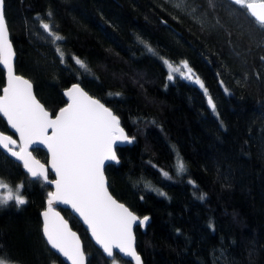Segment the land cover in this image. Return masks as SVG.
I'll list each match as a JSON object with an SVG mask.
<instances>
[{
  "label": "trees",
  "instance_id": "16d2710c",
  "mask_svg": "<svg viewBox=\"0 0 264 264\" xmlns=\"http://www.w3.org/2000/svg\"><path fill=\"white\" fill-rule=\"evenodd\" d=\"M3 2L15 71L45 108L54 115L77 82L132 137L104 171L112 195L149 217L134 229L143 264H264V30L247 10L232 0ZM164 60L187 62L207 94L181 76L169 80ZM0 130L15 137L1 117ZM32 152L46 162L44 150ZM51 180L50 172L30 177L0 150V181L13 191L22 185L26 200L0 206V255L12 264H67L41 231ZM58 209L87 264H131L104 256L78 219Z\"/></svg>",
  "mask_w": 264,
  "mask_h": 264
},
{
  "label": "snow or ice",
  "instance_id": "6c2138e0",
  "mask_svg": "<svg viewBox=\"0 0 264 264\" xmlns=\"http://www.w3.org/2000/svg\"><path fill=\"white\" fill-rule=\"evenodd\" d=\"M232 2L246 9L254 24L264 30V0ZM42 27L55 41L63 39L52 32L49 24L45 23ZM57 51L60 52V49L57 48ZM60 54L63 56V53ZM13 55L3 12V0H0V64L7 68L8 76V86L3 89V95L0 96V113L19 133L24 145L20 151H14L10 145H16L17 141L0 133V147L22 160L32 177L43 176L45 179L47 175L44 166L32 159L31 153L27 151V145L37 142L45 144L51 152L52 168L58 179L55 181L56 191L49 193L48 209L43 213V233L48 244L70 260L71 264H84V253L79 238L52 207L53 201L56 200L70 204L79 213L91 229L97 243L109 256L113 255L114 248H118L120 252L133 257L136 264H141V258L133 246L132 235V226L138 217L112 198L102 171L106 160L117 159L113 144L117 140L129 139L119 126V119L99 100L88 96L79 85H73L65 93L70 100L67 107L60 109L54 119L50 118L49 113L33 95L30 82L14 75ZM76 63L86 68L83 61L77 59ZM164 63L170 69L169 80L173 79L172 73L184 75L183 70L188 73L186 78H192V69L187 62H182L179 67H174L167 60H164ZM195 82L204 88L199 77L195 78ZM204 91L207 94L206 88ZM208 103L215 111L211 97ZM49 129L52 130L51 135L48 134ZM177 167L179 171H184L182 160L178 161ZM22 187L19 185L13 191L0 181V188L7 190L5 194L0 195V206L12 200H15L18 206L25 204L26 200L20 194ZM148 219L144 217L139 222L143 225ZM0 264H12L11 258L0 255Z\"/></svg>",
  "mask_w": 264,
  "mask_h": 264
},
{
  "label": "water",
  "instance_id": "95a60500",
  "mask_svg": "<svg viewBox=\"0 0 264 264\" xmlns=\"http://www.w3.org/2000/svg\"><path fill=\"white\" fill-rule=\"evenodd\" d=\"M3 12H4V2H3ZM249 15H250V14H249ZM4 16H5V14H4ZM5 22H6V19H5ZM6 27H7V30H8V38H9V41H10V43H11L12 50H13V53H14L13 58H12V66H13V72H14V75H16V76H20V77H22L23 79H25V80H27V81L30 82V84L32 85V93H33V95H34L35 98L39 101V103L44 107V109L49 113L50 118L54 119L55 116H56L57 114H59L60 109L67 107L68 103H70V100H69L68 96L65 95V93H66L70 88H72L73 85H79V87H80L85 93H87L88 96L92 97L93 99L99 100L100 103H102L106 108H108V109H109V110H110V111H111V112H112V113H113V114L119 119V117H118V116L112 111V109H111L110 107H108L107 105H105V104H104L100 99H98L97 97H95V96L89 94V93H88V92H87V91H86V90H85V89H84L79 83H77V82L71 83L69 86H67V87L62 91V95H63L64 100H65V104H64L62 107H60V108L56 111V113H55L54 115H52L51 112H50L49 110H47V109L45 108V106L43 105V103H42V102L36 97V95H35V93H34V89H33V84H32V82H31L29 79H27L26 77H24L23 75H21V74H19V73H16V71H15V57H16V55H15V51H14V48H13V44H12V42H11L10 32H9V29H8V26H7V22H6ZM0 68L4 71V85H3V87H2L1 90H0V96H2V95H3V89H4L5 87L8 86V76H7V68H6L4 65H2V64H0ZM208 99H209V97H208ZM0 117L5 121V123H6L8 129H9V131H10L11 133H13V135H15V137L12 136V135H10V134H7V133L2 132L1 130H0V133H2V134H4V135H7V136H10L12 139L16 140V141H17V144H16V145H10V147L13 148L14 151H20V148L23 147L24 145L22 144V142H21V140H20L19 133H17L16 130L13 129V128L11 127V125L8 123L7 118L4 117L2 113H0ZM119 126L123 129V131H124V135H126L129 139H128V140H117V141L113 144V151H114V153H115L117 159H116V160H106V161L104 162L103 167H102V171H103V175H104V178H105V182H106V186H107L108 192H109V194L112 196V198H113L114 200H116L117 203H119V204H123V205H124V206H125V207H126L131 213H133V215H135L136 217H138V220H137V221L133 224V226H132V235H133V238H134V239H133V246H134V248H135V251H136L137 255H139L140 258H141V264H143V260H142L141 254H140V253L137 251V249H136V239H135L134 229H135V227H136L137 225H140V227H141L142 229H145V227L147 226V223L149 222V219H148L143 225H141L139 221H140V220H143L144 217H148V216H143V217L138 216V215H137L135 212H133V211H132V210H131L126 204H124L123 202L119 201L118 199H116V198L112 195V193L110 192V190H109V188H108V181H107V178H106V175H105V171H104V170H105V167H106L108 164H115V163H118V162H119V158H118V156H117L116 149L119 148V147H122V146H124V145L130 144V143L132 142V137H130V136L127 135L126 131L124 130V128H123V127L121 126V124H120V120H119ZM51 131H52L51 129L48 130V134H49V135H51ZM34 148H39V149H42V150H44V151L46 152V154H47V160H46V162H42V161H40L39 159H37V158L34 156V154H33V152H32V149H34ZM0 150H1L3 153H5L8 157H10L12 160H14L15 162L19 163V164L22 166L23 171H24L25 173L29 174L30 177H32L31 174H30V173L27 171V169L24 167V162H23L22 160H19V159H17V157L12 156L10 152H8L6 149H3L2 147H0ZM27 151H28L29 153H31V157H32V159H34V160H36V161H39V163L42 164V165L44 166V170H45V172H46V175L48 174V172H50V173L53 175V180L50 181V186H51V189H52L50 193H54V192L56 191L55 181L58 179V177H57V175H56L55 170L52 168V156H51V152L48 150L47 145H45V144H41V143H38V142H37V143H34V144H29V145H27ZM41 177H43V176H41ZM32 178H33V177H32ZM43 178H44V177H43ZM48 199H49V198H48ZM52 207H53L54 211H55V212H58L59 215H60V217L63 218L64 221L67 222L68 228H69L72 232L76 233V236L79 238L80 246H81V249H82V251H83V253H84V264H87V259H86V254H85L84 247H83V241L81 240V238H80L78 232H77L76 230H74V229L70 226L69 222H68L67 219L63 216V214H62L61 211L58 209V207L65 208V209L69 210L70 213H71L74 217H76V218L78 219V221L81 223V225L86 229L89 239H90V240H91V241H92V242H93L98 248H100V249L102 250L104 256H106L107 258H112V257L114 256V252H116L120 257H122V258H124V259H127L131 264H136V261H135V259H134L133 257H130V256L125 255L124 253L120 252V250H119L118 248H114V249H113V255H112V256H109L108 253L104 251V248H103L100 244L97 243L96 239H95V238L93 237V235H92V232H91V229L89 228V226L84 222L83 218L79 215V213H77V212L75 211V209L72 208V206H71L70 204H64V203H62V202H59V201L54 200V201H53V204H52ZM47 209H48V200H47V202H46L45 208H44V209L42 210V212H41V231H42L43 238H44V240H45L46 242H47V238L45 237V235H44V233H43V227H44V217H43V213H44ZM148 218H149V217H148ZM47 244H48V242H47ZM48 245H49V244H48ZM49 247L51 248L50 245H49ZM51 249H52V248H51ZM52 250H53L54 252H56V253L58 254V256H59L64 262H66L67 264H71V261L68 260L66 257H64L62 254H60L57 250H55V249H52ZM54 264H59V263L56 262V263H54Z\"/></svg>",
  "mask_w": 264,
  "mask_h": 264
},
{
  "label": "rangeland",
  "instance_id": "374dc122",
  "mask_svg": "<svg viewBox=\"0 0 264 264\" xmlns=\"http://www.w3.org/2000/svg\"><path fill=\"white\" fill-rule=\"evenodd\" d=\"M169 63H171L174 67H179V66H181L182 65V62H179V63H175V62H170V61H168ZM166 65V64H165ZM166 67H167V70H168V72H170V69L168 68V66L166 65ZM184 71V75H181L180 73H172V75L174 76V75H178V76H181V77H183V78H186L187 76H188V73H187V71L186 70H183ZM191 76H192V78L191 79H188V78H186V79H188V80H191V81H193L194 83H196L195 82V78H196V76L194 75V73L192 72L191 73ZM197 84V83H196ZM181 159H180V157H179V155H178V153L175 151L174 152V167H175V170H176V172L177 173H182L181 171H179L178 170V167H177V163H178V161H180ZM185 168V167H184ZM5 184V183H4ZM9 188H11V187H9ZM12 189V188H11ZM6 189H3V188H0V195H3V194H5L6 193ZM111 259V258H110ZM111 264H124V262H122L121 260H119V259H111Z\"/></svg>",
  "mask_w": 264,
  "mask_h": 264
}]
</instances>
